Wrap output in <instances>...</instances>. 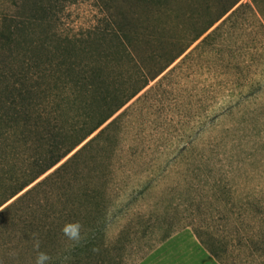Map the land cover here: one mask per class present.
<instances>
[{
	"label": "rangeland",
	"instance_id": "374dc122",
	"mask_svg": "<svg viewBox=\"0 0 264 264\" xmlns=\"http://www.w3.org/2000/svg\"><path fill=\"white\" fill-rule=\"evenodd\" d=\"M171 1L174 13L166 19L157 9L145 12L142 0H65L55 8L51 27L61 38H78L98 24L104 26L102 21L115 9L139 16L143 33L159 15L171 28L156 36L155 44H141V54L169 52L163 42L181 35L175 26H190L175 10L190 15L203 0ZM14 3L0 0V8L9 6L12 12ZM102 48L108 50L107 45ZM73 60L83 64L91 57L78 50ZM100 65L106 74L131 68L126 60H103ZM114 118L57 184L40 188L29 204L36 198L42 212L53 206L62 211L67 190L79 197L88 186L111 217L105 231L110 244L104 253L107 264H264V0H241L105 124L0 210ZM203 242L220 256L214 257ZM33 261L9 239L8 264Z\"/></svg>",
	"mask_w": 264,
	"mask_h": 264
},
{
	"label": "trees",
	"instance_id": "16d2710c",
	"mask_svg": "<svg viewBox=\"0 0 264 264\" xmlns=\"http://www.w3.org/2000/svg\"><path fill=\"white\" fill-rule=\"evenodd\" d=\"M64 1L14 0V11L10 12L9 6L0 8V208L105 124L241 0H203L190 15L178 8L177 16L190 26L177 24L175 29L181 35L163 42L170 51L149 55L141 54L140 45L155 44L156 36L159 38L171 28L166 21L174 13L171 0H142L145 12L150 10L153 14L157 9L166 17L162 21L158 15L155 22L153 16L151 25L143 28L147 32H139V16L114 9L102 21L104 26L98 24L78 38H61L51 27L55 8ZM104 45L108 50L102 52ZM78 50L90 55L91 60L83 64L74 61ZM103 60H126L131 68L106 74L100 65ZM129 84L132 86L126 88ZM115 119L53 172L0 210V264H8L9 239L14 249L27 250L34 260L33 245L39 239L40 251L47 250L51 264H107L104 253L110 244L106 243L105 231L111 217L107 218L106 206L94 201L96 197L88 186L83 187L79 197L67 190L68 194L62 195L67 207L62 211L53 206L42 212L39 200L35 198L30 204L29 200L45 186L57 184L59 176ZM93 208L97 212L94 215ZM75 221L83 224L85 239L73 246L61 230L66 223ZM203 244L214 257L220 256Z\"/></svg>",
	"mask_w": 264,
	"mask_h": 264
},
{
	"label": "clouds",
	"instance_id": "9594fccd",
	"mask_svg": "<svg viewBox=\"0 0 264 264\" xmlns=\"http://www.w3.org/2000/svg\"><path fill=\"white\" fill-rule=\"evenodd\" d=\"M61 231L63 236L72 242L73 246L79 245L85 239L84 226L79 221L66 223ZM33 247L36 250L34 264H51L52 257L47 252L40 251L39 239L35 240Z\"/></svg>",
	"mask_w": 264,
	"mask_h": 264
},
{
	"label": "water",
	"instance_id": "95a60500",
	"mask_svg": "<svg viewBox=\"0 0 264 264\" xmlns=\"http://www.w3.org/2000/svg\"><path fill=\"white\" fill-rule=\"evenodd\" d=\"M5 207V206H4Z\"/></svg>",
	"mask_w": 264,
	"mask_h": 264
}]
</instances>
